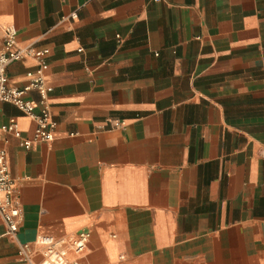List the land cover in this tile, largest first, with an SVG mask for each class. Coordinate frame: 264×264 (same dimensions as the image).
Returning <instances> with one entry per match:
<instances>
[{
	"label": "crops",
	"instance_id": "crops-1",
	"mask_svg": "<svg viewBox=\"0 0 264 264\" xmlns=\"http://www.w3.org/2000/svg\"><path fill=\"white\" fill-rule=\"evenodd\" d=\"M8 25L49 49L57 124L33 140L0 101L22 211L16 235L0 216V264L82 230L83 264H264V0H0V48ZM38 68L12 61L7 81Z\"/></svg>",
	"mask_w": 264,
	"mask_h": 264
},
{
	"label": "built area",
	"instance_id": "built-area-1",
	"mask_svg": "<svg viewBox=\"0 0 264 264\" xmlns=\"http://www.w3.org/2000/svg\"><path fill=\"white\" fill-rule=\"evenodd\" d=\"M48 52L49 49L37 50L30 46L18 47L16 27L14 25L5 27L3 46L0 48V101L10 102L25 114L32 116L37 122L33 140L47 142L53 140L57 124L46 100L52 89L44 77V71L48 64L43 55ZM27 56L38 59L39 68L35 73L32 71L27 73L30 80L25 87L9 84L6 76L7 66L12 61ZM29 90H36L40 95L39 112H35L37 108L35 101L25 97ZM113 125L121 127L124 122L114 120ZM8 130L18 132L19 129L14 119H11ZM24 146L28 147L29 141H24ZM0 216L6 226V233L16 235L22 221V211L16 180L11 175L4 149H0ZM89 238L88 230L63 237L40 234L34 243L40 248L41 259L38 262L34 261L31 245L28 242L20 243L18 256L21 261L28 264H83L81 257L87 248Z\"/></svg>",
	"mask_w": 264,
	"mask_h": 264
}]
</instances>
